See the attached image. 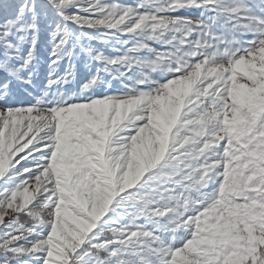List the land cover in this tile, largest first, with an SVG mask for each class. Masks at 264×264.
<instances>
[{
  "label": "snow or ice",
  "instance_id": "snow-or-ice-1",
  "mask_svg": "<svg viewBox=\"0 0 264 264\" xmlns=\"http://www.w3.org/2000/svg\"><path fill=\"white\" fill-rule=\"evenodd\" d=\"M0 264H264V0H0Z\"/></svg>",
  "mask_w": 264,
  "mask_h": 264
}]
</instances>
